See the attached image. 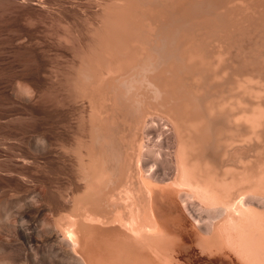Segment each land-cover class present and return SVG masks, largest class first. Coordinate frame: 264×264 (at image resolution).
<instances>
[{
    "label": "bare ground",
    "instance_id": "bare-ground-1",
    "mask_svg": "<svg viewBox=\"0 0 264 264\" xmlns=\"http://www.w3.org/2000/svg\"><path fill=\"white\" fill-rule=\"evenodd\" d=\"M90 2L68 79L99 112L71 188L18 208L23 264H264V0Z\"/></svg>",
    "mask_w": 264,
    "mask_h": 264
},
{
    "label": "rangeland",
    "instance_id": "rangeland-1",
    "mask_svg": "<svg viewBox=\"0 0 264 264\" xmlns=\"http://www.w3.org/2000/svg\"><path fill=\"white\" fill-rule=\"evenodd\" d=\"M21 1L0 0V264L25 261L23 232L33 233L21 229L19 212L43 208L46 192L73 185L70 169L84 157L77 147L84 119L99 107L71 89L81 80L68 79L70 71H79L70 46L85 47L96 31L110 28L92 14L97 7L90 0Z\"/></svg>",
    "mask_w": 264,
    "mask_h": 264
}]
</instances>
